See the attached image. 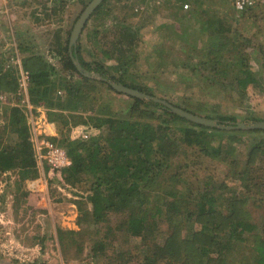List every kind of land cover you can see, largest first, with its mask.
<instances>
[{"label":"trees","instance_id":"16d2710c","mask_svg":"<svg viewBox=\"0 0 264 264\" xmlns=\"http://www.w3.org/2000/svg\"><path fill=\"white\" fill-rule=\"evenodd\" d=\"M108 1L110 0H103L92 16L100 13ZM141 1L143 0H139ZM172 1L175 5L190 2L193 9L186 12L185 16L180 15L182 19L188 21L196 16L197 8L205 4L202 0H169ZM108 8L106 5L107 12L112 15ZM128 11L124 18L109 19L111 24L106 22L108 17L104 16L100 23L94 25L85 36L87 40L90 39L88 41L90 46L82 41L71 45L68 39L63 42L59 40L58 51L63 56V68L66 71H74L79 78L77 80L68 81L66 76L61 75L41 57L30 56L21 61L24 70L29 72L27 95L29 103L33 106L34 116L37 115L36 107L46 108L48 121L56 123L59 127L60 137L51 140L63 143L71 157V165L66 169L45 166L49 186L55 182L78 186L76 184L83 182L86 189L78 194L77 205L80 211L86 205L90 207L88 212L94 224H107L105 238L112 235L113 231L123 228L131 237L140 238L141 246H139L143 250L140 249V253L133 256L134 260H131L130 256L125 259V254L119 253L117 258L120 259L121 264H131L132 261L135 264H226L232 249H240L245 244L251 245L253 260L243 261L242 264H264V237L256 233L253 217L249 208H246L250 200H253L254 205L264 204V172L261 173L264 171V165L256 164L254 158L253 162L250 160L244 169L235 173V178L241 179V183L231 186L229 194L228 182L220 181L218 184L206 182L205 184H210L211 187L208 189L209 185H205L196 200L191 197L183 198L185 195H181V191L174 186L175 174L168 173L172 167L170 161L178 153L176 146L181 143L192 145L196 149L194 152L201 155L216 159L223 158L227 161L224 156L231 151L228 150L227 140L243 143L240 139L242 135L239 133H243L244 130L237 127L228 129L226 126H239L242 122H239L234 115L215 114V117L221 120L220 127L213 128L199 124L172 111L160 97L159 101H155L129 96L130 115L121 116L115 110L113 101L102 102L82 93L81 81L98 82L117 94L123 93L112 83H122L142 92H150V88L138 85V82L131 78L137 71L135 67L139 58L138 48L142 41L143 25L139 24L137 28H131L129 23L131 21L127 18L130 15ZM203 11L204 7L201 12ZM204 14L205 19L206 12ZM232 16L235 17L236 14ZM234 20L239 22L241 18L236 16ZM201 21L202 24L208 25L210 19L207 17L206 20ZM214 36L218 39V36H228V32L216 26V34H212L211 37ZM237 37L242 44L247 43L236 35L235 40ZM19 51L24 52V48L20 46ZM84 52L91 58L86 57ZM71 55L79 60L82 70L73 63ZM164 57L165 55L162 54L159 58ZM109 61L111 63H108ZM238 61L242 69L241 76L237 78V88L241 92H246L250 85H258L259 79L248 67L246 55L241 54ZM166 62L163 59L157 64V69ZM179 64L181 66L187 64L188 70L193 72L200 70L203 75L208 66L207 61L200 62V66H204V69L190 65L186 61ZM215 64L218 65L219 62L216 61ZM3 67L4 65L1 64L0 93L17 92L20 88V68L13 66L4 69ZM92 73L98 75L100 80H92ZM126 74L131 77H127ZM225 74L226 67L223 70L216 68L214 71L216 77H223ZM60 87L64 91L62 97L56 96L55 93ZM95 103L97 107H94ZM8 104L10 103L0 105L3 116V124H0V176L8 171L16 172L17 191L22 193L23 181L36 179L41 172L28 115L18 105ZM150 105L163 111L162 119L157 118L161 119L158 123L150 121L147 117L140 118L139 112H147L148 109L145 107ZM215 105L207 106L210 108ZM82 109L84 112L87 109V113H81ZM186 109L199 114L196 110ZM148 113L154 114L151 111ZM204 117L214 116L206 113ZM259 119L251 120L253 123L264 122ZM171 131L177 132L176 138L179 142L172 141L168 137L167 134ZM253 131L264 132V128H253ZM216 137L220 139L214 144L212 142ZM261 145L263 148L258 154L264 156V143ZM230 164L234 169L239 167L240 162L234 152ZM165 181L171 182L165 185V200L157 201L150 206L151 197L157 195L156 191L160 192ZM114 216L119 218L117 228H114L116 225L112 226ZM164 224L169 228L165 232L160 229ZM58 232L59 243L66 255L67 246L76 242L72 237L79 235V232L62 229ZM158 236L163 239H158ZM139 246L137 248H140ZM107 252L108 244L103 239L96 241L93 247L94 256L104 255Z\"/></svg>","mask_w":264,"mask_h":264},{"label":"rangeland","instance_id":"374dc122","mask_svg":"<svg viewBox=\"0 0 264 264\" xmlns=\"http://www.w3.org/2000/svg\"><path fill=\"white\" fill-rule=\"evenodd\" d=\"M91 1L0 0V65L3 64L4 69H10L13 66L20 68L19 90L15 93H0V105L7 102L12 106L18 105L23 108L30 124L31 116L26 103L27 92L23 86V74L28 85L29 72L24 70L21 62L25 57H41L61 75L66 76L68 81L79 79L74 71H66L63 68V56L58 51V43L59 40L70 41L75 22ZM202 2L206 4L205 7H214L218 10L225 5V8L230 9L228 15L236 14L241 21L236 22L233 19L234 25L229 26L228 36H218L219 38L216 39V36L211 37L212 34H216V26L224 30L228 29L227 21H221L223 17H220L218 11L213 16L208 15L210 18L206 15L210 22L205 25L201 24L205 15L204 11L201 12L204 6L195 11L194 18L197 19L192 18L186 21L181 18L180 15L185 16L186 12L193 9L191 5L186 6L190 3L189 1L180 3L176 7L174 2L169 0L141 2L110 0L106 2V5L112 15L107 12L106 5L100 13L94 16L92 14L78 42L82 41L90 46L88 45L90 39L87 40L85 36L94 25L100 23L104 16L108 17L106 22L111 24L112 17L124 18L129 10L132 16L129 15L127 18L131 21L129 22L131 28H137L139 24L143 25L141 29L143 40L138 48L139 58L135 67L137 71L132 77L126 74L127 77L134 78L135 82L144 88H150V95L153 94L152 96L178 104L185 110L186 108L196 110L202 116L210 113L214 116L211 119L217 122L221 120L215 117V114L234 115L239 122L247 126L254 124L252 118L264 120V26L261 25L262 17H260L262 14L264 18V0H260L254 9L245 11L244 14L235 9L232 0H202ZM125 7L126 10H124ZM130 10L133 11L130 12ZM226 17L224 19H227ZM199 20L201 22H198ZM219 21L221 25L217 24ZM235 35L240 36L247 43L242 44L238 37L235 40ZM165 37L171 42L165 41ZM20 46L24 48V52L19 51ZM155 52H158L159 56L164 54L165 57H152ZM84 54L91 58L88 53L84 52ZM241 54L246 55L248 67L259 79V84L250 85L246 92H241L237 88V78L241 76L242 69L238 61ZM163 59L167 61L165 66L167 74H162L161 67L157 69V64H160ZM183 61L201 69H204V66H200V62L207 61L205 75L200 70L195 72L188 70L187 64L181 66L179 63ZM216 61L219 62L218 65L215 64ZM225 67L226 74L223 77L214 76L216 68L223 70ZM91 75L92 80H100L98 75L93 73ZM80 87L82 93L90 95L91 98L95 97L102 102L103 100L113 101L119 115H130V95L117 94L94 81L87 83L81 81ZM61 88L55 90L56 96L64 95ZM210 104L216 105L209 108L207 105ZM202 106L204 108H201ZM94 107H97V103ZM145 108L149 111L139 112L141 119L147 117L150 121L157 123L162 119L163 111L158 107L150 105ZM35 109L37 114L34 119L35 125L42 131V136L49 140L60 137L58 125L48 121L46 108L39 106ZM82 110L81 113H87V109L85 112L84 109ZM150 111L154 114H149ZM159 117H161L160 120L157 119ZM0 124H3L1 112ZM48 124L54 125L55 129ZM30 127L32 131L31 124ZM243 130V133H239L242 135L240 139L243 143L227 140L228 150H231L224 156L228 159L227 161L194 152L196 149L192 145L181 143L176 146L178 153L172 157L170 161L172 167L168 173L175 174L174 186L181 191V195H185L183 198L191 197L196 200L205 185H209L208 189L211 187L210 184H205L209 181L216 184L220 181L228 182L230 188L227 193L229 194L231 186L241 183V179L235 178V173L244 169L250 160L253 162L254 158L256 164L264 165V156L258 154L263 148L261 143H264V132L253 131L250 127ZM55 131L57 136H54ZM167 135L172 141H178L176 131H171ZM219 139L216 137L212 143L217 144ZM53 142L68 153L63 143H58V140ZM233 152L237 154L240 162L238 169H234L230 164ZM51 156L52 154H48L47 160L44 161L47 168L62 170L69 167L56 168L50 161ZM68 157L71 160L69 154ZM17 181V174L13 171L0 176V264H121L120 259L117 258L119 253H124L125 259L130 256L131 260H134L133 256L139 254L140 249L143 250L140 247V238L131 237L125 228L115 230L112 235L105 238L107 224H94L88 212L90 207L87 205L83 204L84 207L80 211L77 200L78 194L86 189L83 182L76 184L78 186L66 182H55L49 186L39 176L36 179L23 181L21 193L17 191ZM29 183H31L30 187H28ZM170 183L165 181L160 192L156 191L157 195L151 197L150 206L157 201L165 200V185ZM45 193L47 198L44 196ZM162 193L165 194L162 195ZM246 208H249L250 215L253 217L256 233L264 237V204L254 205L253 200H250ZM118 220L117 216L112 218L113 227ZM167 224L162 225L160 229L164 232L169 230ZM114 228H117V225ZM61 229L79 232V235L72 237L76 239V242L67 246L66 255L65 252L63 253L57 235ZM100 239L108 244V252L105 253L106 255L96 257L93 247ZM158 239L162 240L163 237L158 236ZM250 246L245 244L240 249H232L226 264L252 262L253 253ZM131 264H135L134 261Z\"/></svg>","mask_w":264,"mask_h":264},{"label":"water","instance_id":"95a60500","mask_svg":"<svg viewBox=\"0 0 264 264\" xmlns=\"http://www.w3.org/2000/svg\"><path fill=\"white\" fill-rule=\"evenodd\" d=\"M103 2V0H92L84 9V11L81 13L79 19L77 20V22H75L73 31H72V35H71V39H70V44L71 45H76L78 43V38L82 32V30L84 29L86 22L89 20V18L91 17V15L93 14V12L99 7V5ZM73 58V62L74 64L77 66V68L79 70H82L81 64L79 62V60L77 58H75L73 55H71ZM87 74V73H86ZM112 85L121 93H125L128 94L130 96H134V97H140V98H145V99H153L155 101H159V99L155 96H152L148 93L142 92L139 89L136 88H132L130 86L124 85L122 83H112ZM162 102L164 104H166L167 106H169L172 111H174L175 113L182 115L184 117H186L188 120H191L193 122L199 123V124H203V125H207V126H212V127H220L219 122H217L215 119H211V118H206L202 115L190 112L188 110H185L181 107L175 106L174 104L168 103L166 100H162ZM224 127V126H222ZM228 129H233L235 127L237 128H264V122L262 123H254L252 125L247 126L244 123H239V126H226Z\"/></svg>","mask_w":264,"mask_h":264},{"label":"built area","instance_id":"2783aa9c","mask_svg":"<svg viewBox=\"0 0 264 264\" xmlns=\"http://www.w3.org/2000/svg\"><path fill=\"white\" fill-rule=\"evenodd\" d=\"M233 5L235 9L238 12H245L247 10H250L258 5L260 0H232ZM187 7L190 6V4H186ZM23 74V73H22ZM23 86L25 91L27 92V82L26 77L23 74ZM28 108H29V114L31 116L30 124L32 126V139L35 145L36 149V155H37V161H38V167L43 175L45 181H47L46 175H45V164L44 161L47 160L48 154H52L50 161L56 168H60L63 166H70L71 160L68 157V153L65 149L60 148L57 144H55L53 141L46 139L45 137H42V133L37 129V126L35 125V116L33 114V107L29 103V98L27 95V102ZM47 183V182H46Z\"/></svg>","mask_w":264,"mask_h":264},{"label":"crops","instance_id":"0c3cea01","mask_svg":"<svg viewBox=\"0 0 264 264\" xmlns=\"http://www.w3.org/2000/svg\"><path fill=\"white\" fill-rule=\"evenodd\" d=\"M174 1H176V0H174ZM180 5V3L178 4V5H176V7H178ZM205 5L206 4H204V12H206V15L208 16H213V14H216V13H218L219 12V14H220V17H223V19L221 20V21H227V26H228V29H229V26L230 25H234V23H233V19H235V17L234 16H229L228 14H229V11H230V9H229V7H227V8H225L224 6L225 5H223V7H220L219 8V10L217 9V8H214V7H205ZM233 5V4H232ZM234 6V5H233ZM218 11V12H217ZM210 13H212V14H210ZM208 16V17H209ZM226 16H228V18L226 17ZM224 17H226L227 19H224ZM260 17H262V21H261V25L262 26H264V18H263V15L261 14V16ZM193 19H197V18H194V17H192ZM206 16H205V19L204 20H206ZM210 18V17H209ZM186 21H188V20H186ZM257 21H258V17H257ZM209 22V21H208ZM202 24V23H201ZM218 25H221V22L219 21L218 23H217ZM258 25H260V23H258ZM227 32H229V30H226ZM143 40V39H142ZM167 40V42H171L167 37H165V41ZM160 52H161V50H159ZM156 56H159V54H158V52H155V53H153V56L152 57H156ZM159 57H161V55L159 56ZM182 58V57H181ZM165 66H166V64L165 65H163V66H161V70H162V74H167V72H166V70H165ZM48 125H51V127L53 128V129H55V126L54 125H52V124H48ZM40 132H42L41 130H39ZM50 136V135H49ZM54 136H57L56 135V131H55V135ZM43 137V136H42ZM41 177H42V180H44V182L46 183L47 181H45V179H44V177H43V175L41 174L40 175ZM41 180V179H40ZM47 185H48V182H47ZM31 186V183H29L28 184V187H30ZM45 187H46V185H45ZM44 196L47 198V194L45 193L44 194Z\"/></svg>","mask_w":264,"mask_h":264}]
</instances>
